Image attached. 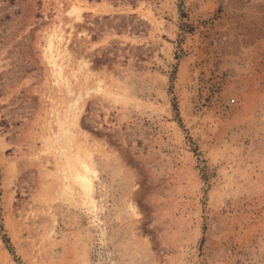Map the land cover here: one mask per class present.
Masks as SVG:
<instances>
[{
  "label": "rangeland",
  "instance_id": "obj_1",
  "mask_svg": "<svg viewBox=\"0 0 264 264\" xmlns=\"http://www.w3.org/2000/svg\"><path fill=\"white\" fill-rule=\"evenodd\" d=\"M0 264H264V0H0Z\"/></svg>",
  "mask_w": 264,
  "mask_h": 264
},
{
  "label": "bare ground",
  "instance_id": "obj_2",
  "mask_svg": "<svg viewBox=\"0 0 264 264\" xmlns=\"http://www.w3.org/2000/svg\"><path fill=\"white\" fill-rule=\"evenodd\" d=\"M50 56L51 57H53V61H54V65L55 66H59L58 65V58L56 57V54L58 55V56H60V53H54V51H53V48L51 47L50 48ZM80 169L78 170V172H80V174L84 177V180L87 182L86 184H88V185H90V178L88 177V172H87V168L84 166V167H79ZM133 205H135V204H133ZM135 207V206H134ZM135 210V209H134ZM138 210V209H137ZM135 214H136V212H135ZM139 213L137 212V215H138Z\"/></svg>",
  "mask_w": 264,
  "mask_h": 264
}]
</instances>
